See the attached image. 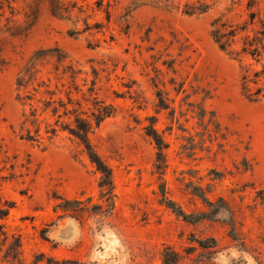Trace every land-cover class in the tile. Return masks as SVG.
Listing matches in <instances>:
<instances>
[{
    "label": "rangeland",
    "instance_id": "rangeland-1",
    "mask_svg": "<svg viewBox=\"0 0 264 264\" xmlns=\"http://www.w3.org/2000/svg\"><path fill=\"white\" fill-rule=\"evenodd\" d=\"M245 3L0 0V264H264L261 66L211 38Z\"/></svg>",
    "mask_w": 264,
    "mask_h": 264
},
{
    "label": "trees",
    "instance_id": "trees-1",
    "mask_svg": "<svg viewBox=\"0 0 264 264\" xmlns=\"http://www.w3.org/2000/svg\"><path fill=\"white\" fill-rule=\"evenodd\" d=\"M261 2L262 0H246L244 13L240 15L236 21L227 22L223 21L222 18H217L211 23V38L220 51L240 62L247 59L261 66V70L246 69L242 75V91L245 98L250 102H260L264 100V12L259 8ZM197 3L199 5L194 7L187 5L184 13L192 16L202 15L208 11L209 6L207 4L199 3V1H197ZM47 94L53 95V93L49 92H47ZM158 99L161 103H164L162 96L159 95ZM68 100H70V98H68ZM45 103L52 104L54 102L49 100ZM47 110L48 107L44 105L42 113H45ZM55 110L56 108L52 107V112L56 114L57 111ZM34 112L35 110L33 113ZM109 114L101 115V118H98L97 125L102 119L108 117ZM203 114L204 111L202 110L201 114H199L200 118L204 116ZM31 116L34 117L35 114ZM76 120L77 127L74 130V136L83 145L88 158L91 163L96 166L97 170L101 172L103 179L108 181V184L111 185V173L109 169L99 159L89 142L88 134L91 130L89 123L80 117H77ZM35 121L36 119H33L30 122L33 125ZM55 133L56 129L54 128L45 131L48 139L54 137ZM146 135L152 139L157 149L162 152L166 145L156 131L152 127H148ZM39 136V130H35L34 136L27 130L25 139L27 141H36L40 140ZM262 199H264V193ZM167 202L171 204L170 201Z\"/></svg>",
    "mask_w": 264,
    "mask_h": 264
}]
</instances>
